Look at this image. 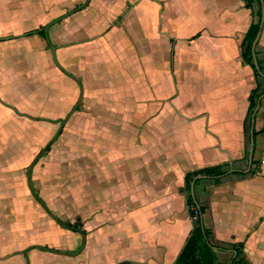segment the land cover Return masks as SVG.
<instances>
[{
  "label": "crops",
  "instance_id": "crops-1",
  "mask_svg": "<svg viewBox=\"0 0 264 264\" xmlns=\"http://www.w3.org/2000/svg\"><path fill=\"white\" fill-rule=\"evenodd\" d=\"M85 2L0 0V27H25L16 35L0 36V44L36 34L39 37L25 41L29 50L37 48L42 55H30L33 64L30 68L26 66L27 56L24 62L15 59L13 64L25 65L20 74L11 72L9 67H0V90L6 97L3 99L0 94V264H10V258L21 252L11 253L12 230L29 225L48 233L56 224L71 229L66 222L81 225L75 231L84 234L83 253H97L94 258L98 256L102 264L124 260L172 264L193 228L182 193L185 173L222 163H227L229 170L221 183L202 177L197 185L200 200L208 206L203 215L204 224L212 230L213 241L221 245L216 264H233L236 252L232 245L238 243H243L244 264H264V95L259 99L260 107L255 115L257 134L252 161L256 163L253 165L249 164L250 148L246 150L245 145L246 138L250 145V134L244 135L249 103L245 100L238 103L233 95L234 98L229 96L239 84L233 65L237 71L250 72V66L241 57V44L251 23L258 20L259 4L252 0H89L81 7ZM80 9L76 29H85L89 37L78 40L71 33L72 24H65L56 30L54 46L45 31L39 33L57 16ZM90 9L104 11V19L97 21L101 28L109 26L107 33L95 31V19L88 18L86 12ZM20 20L30 24L21 25ZM65 34L68 40L63 39ZM126 42L131 43L133 50L130 56L133 72H128L126 84L118 79L113 68L103 69L99 82L94 84L93 71L97 69L73 62L76 56H91L96 62L106 56L108 62L118 65ZM139 42L146 66L139 61ZM257 50L261 55L264 53V26ZM57 52L63 60H72L67 66L75 73L62 69ZM171 58L174 63L170 73L166 68ZM207 60H213L211 66ZM163 69L170 75H175V71L186 74L179 87L189 90L200 85L203 75L230 77L215 90L217 109L187 114L177 99H173L180 91L176 95L170 93L174 91L170 84L168 90L162 85ZM61 73L69 75L75 84L66 96L73 98V103L69 105L64 100L60 106L64 104L63 109L73 106L79 95L75 107L65 115L52 107V100L62 97L58 75ZM79 73L88 89L85 92L83 88L82 97L76 75ZM9 77H14L10 83ZM14 81L22 85L20 93L8 87ZM251 89L248 88L246 96ZM162 91L169 92L167 97L154 94ZM87 97L91 101L89 106L98 107L99 115L95 117L89 108L83 111L80 122L78 114ZM168 103H173L174 108ZM165 109L171 110L172 116L178 114L186 120L206 115L207 121L213 123L205 133L190 132L184 141H175L179 147L176 150L170 147V136L166 137L169 131L162 128L166 122ZM46 128L48 133L44 131ZM72 128L81 130V150L75 151L76 139L72 147L55 150L53 156V143L66 133L74 136ZM43 136L49 140L37 146L36 140L41 141ZM251 168L256 173H249ZM44 175L49 180L44 181ZM33 178L39 189L34 188ZM92 181L101 189L99 211L105 215L97 217L94 223L92 218L98 210L87 216L84 197L87 184ZM45 183L54 195L50 203L81 202L84 214L71 212L75 218L66 219L69 213L66 203L61 216L57 215L49 202L39 196ZM39 248L69 254L55 246Z\"/></svg>",
  "mask_w": 264,
  "mask_h": 264
},
{
  "label": "rangeland",
  "instance_id": "rangeland-1",
  "mask_svg": "<svg viewBox=\"0 0 264 264\" xmlns=\"http://www.w3.org/2000/svg\"><path fill=\"white\" fill-rule=\"evenodd\" d=\"M86 1V0H85ZM54 7V6H53ZM61 8V6H60ZM88 8V7H87ZM54 9V8H53ZM52 9V10H53ZM70 11V10H69ZM56 11H54L55 13ZM68 12V11H67ZM88 14V18L89 17H94L92 18L95 19V23H94V29L97 33H99L101 30L102 31H106V33L108 32V27H103L98 24L99 19H104V11L102 10H96L94 11V9H90L89 11H86ZM53 13V14H54ZM82 13V10H78L76 12H74L73 14L67 16L66 18H64L61 21H57L55 23H53L49 29H48V39L50 40V42L52 43V45H56L57 43V38H56V30L58 29H62V25H67V24H72L71 25V29H72V35H74L76 38H78V40L80 39H84L89 37V33L85 30V29H81L80 31H78L76 29V26H78V22L76 21L77 17H79V15ZM63 14H66L63 13ZM61 14V15H63ZM57 15V14H55ZM54 15V17H56ZM60 15V16H61ZM59 16H57L56 18H58ZM55 19V18H53ZM22 21V20H20ZM52 21V20H50ZM21 25H29V22L26 21H22L20 22ZM48 23V22H47ZM82 23H84V21H82ZM65 28V27H64ZM21 29H25L24 28H13L11 29L10 25L9 27L4 26V27H0V35L1 37L3 36H8V35H16L17 31H20ZM77 30V31H76ZM78 32V33H76ZM70 33V34H71ZM76 33V34H74ZM110 33V32H109ZM68 34V33H67ZM33 37H39L38 35H30L27 37H20L19 39H11V40H6L5 43H3L4 45L0 44V67H9L10 70H12L11 72L20 74L22 67H24L25 65H16L13 64L12 62L17 59L18 62H24V57L27 56L26 58V66L28 68L32 67L33 64L31 63V57L30 55H35V56H40L41 53L37 48H31L32 50H29V46L26 44L27 41H25V39L30 40ZM22 38V39H21ZM127 40L129 39L128 37H126ZM63 39L68 40L69 38L66 37V34L63 35ZM46 40V38H45ZM134 45L135 48V44ZM137 50H138V54H139V61L142 62L143 65L146 66V58L142 59V56L144 53V51L142 50V44L139 42L137 43ZM131 51L132 50V46L131 43L126 42L124 45L123 50L121 51L122 55V59L119 58V63L118 65L115 64H111L110 62H108L107 58H104L106 56L102 57V60L100 62H96L93 60V58H91V56L89 58H81L79 56L73 57V62L79 64L80 62L84 63L86 65L87 69H97V71H93V76L95 77L94 79V84L98 83L101 77V73L104 72L103 69H108V70H112V68L114 69V72H116V74H118V79L122 80V82L124 81V83L126 84L128 81V72H133L131 69H133V67L130 65V56H131ZM136 52V50H135ZM21 56V57H19ZM42 56V55H41ZM56 57L58 62L60 63V66L62 67V69L67 70L68 72L72 73L74 72L73 69L69 68L67 65L72 63L71 61H65L61 58L60 53H56ZM117 57V56H116ZM116 59V58H115ZM41 60V58H40ZM216 61V60H215ZM207 62L211 63L210 66L213 63V60H207ZM3 63V64H1ZM110 63V65H109ZM173 60L171 58L170 60V65L166 68L167 71H169L171 73L172 68H173ZM233 65V64H232ZM234 72H235V78H238V83L236 86V89L233 90V93L231 95H229L230 97L233 95L236 101H238V103L243 102L244 100L248 102V97L250 95V93H248L249 95L246 96L245 94L247 93L246 91L248 90L249 87H252V89L256 86V77L253 73L252 68L250 67V72L248 74V71H245L242 69H240L239 71L236 70V65L234 64ZM232 66V67H233ZM164 70V69H163ZM164 70L163 72V82L162 85L164 86L165 89L168 88V84H170V86L173 88L174 91H171L170 93L174 92L176 95L178 93V91H180V95L175 96V98L173 97V99H177L176 102L178 104H180L181 107H183L182 109H184V111H186L187 114H193L197 111H201L203 109L206 110H212L214 111L216 108V99H217V94L218 92L215 91L218 87V85L221 82H225L227 81L226 79H228L230 76L224 74V76H218L217 74H212L210 76L207 75H203L200 78L202 79L200 81V85L197 84L196 86L199 85V89H196V86L193 85V88L191 90H189L188 88H184L181 89V87H179V83L183 82L182 78H186V74L181 75L179 73V71H175V75L174 74H168V72ZM75 73V72H74ZM16 74V76H17ZM76 74L77 78H79V80L81 82L84 83V89L85 92H87V83L84 81V78L82 77V75ZM11 75V73L9 74ZM60 76L61 82H62V89H61V99L57 100V99H53L52 100V107L54 108V111H58V114H62L65 115L68 112L70 113L73 109V107H75L76 103L79 101V95L76 98V101L74 103L73 106H69L66 109H63V105L60 106L61 101L64 102H68L69 105L71 103H73L74 99L71 97H66L68 94H70V92L73 90V85L75 84V81L67 74L61 73L58 74ZM75 75V74H74ZM201 75V74H200ZM130 76V75H129ZM223 78V79H222ZM9 79V83L14 79V77H9L7 78ZM24 81L25 79L22 78ZM87 79V76H86ZM182 81V82H181ZM20 82L22 83V81L20 80ZM119 82V83H122ZM178 83V85H177ZM185 83V80H184ZM18 81H14L12 82L8 87H10V89H17L18 92L20 93V87L18 86ZM23 84V83H22ZM18 86V87H17ZM93 84H91L90 87H92ZM203 86V87H202ZM204 88V89H203ZM203 89V90H202ZM251 89V90H252ZM168 90V89H167ZM251 90H249V92H251ZM7 91V90H6ZM245 91V92H244ZM60 92V91H59ZM4 92H2L0 90V94L3 95V99L6 98L4 97ZM154 94L156 95V97H160V98H164L167 97V95L169 94L168 91H162V93L159 92H154ZM90 99L89 97H87V100L82 103V106L80 107L81 112L78 114V119L80 122H82V116H83V111L87 110L89 111L91 108V112L93 113V115L95 117H97L99 115V111H98V107L97 106H89L90 103ZM161 103L164 101H160ZM168 102V101H167ZM68 103H66V106H68ZM249 103V102H248ZM59 104V105H57ZM175 105V104H174ZM168 106H171L172 109L173 107V103L169 104ZM43 111V110H41ZM68 113V114H69ZM102 113V112H101ZM171 110L165 109L164 110V120L166 121L165 123L162 124V128L164 129V132L169 131V134H166V137L170 136V139L172 140V143L170 144V147L173 149L178 150V144L176 143L178 142H182L184 141L185 136H189L190 132H199L200 130H202L204 133L207 132V129H209V126L212 125V121L210 120V123L207 121V116L206 115H202L196 119L193 120H186L184 117L180 116V115H171ZM96 120H99V118H96ZM168 121V122H167ZM201 121V122H200ZM94 123H95V119H94ZM81 124V123H80ZM200 124L202 125V127L199 129ZM74 126H77L76 124H72ZM81 126V125H80ZM73 127V126H72ZM211 129V128H210ZM72 130L74 131V136H70L69 133H66V136L64 138H60L58 140H56L53 145L51 146L52 148V155H55V150L59 151V150H66L67 147H72L74 145V141L77 139V143L75 144L76 150L77 152H79L81 150V146H82V141H81V130L80 129H76V128H72ZM44 131L46 133H48L49 129L46 128L44 129ZM189 132V133H188ZM248 132H244L245 137H247L249 134H247ZM188 134V135H187ZM47 140H49V137H45L43 136L41 141L36 140V145L37 146H42L43 144H45L47 142ZM176 141V142H175ZM245 145H246V150H249L250 145H249V141L245 140ZM175 153V150H174ZM65 157V156H64ZM93 173V171H92ZM42 178H44V181L49 180V176L44 175ZM32 184L34 186V188H38L39 189V183L35 180V178L32 179ZM44 189V191H43ZM43 189L41 190V192L39 193V196L44 200H46L47 202H49V200H51L50 197H54L52 192V189H50L48 187V185L45 183L43 184ZM21 190V189H20ZM23 190V189H22ZM81 193L80 196L83 195L82 193V186L80 188ZM100 190L99 187L96 185L95 181H92L91 184H87V187L85 189V196L86 197V210L85 213H87V216L91 213L92 216L94 215V211L98 212L96 213V215L93 216L92 218V223H94V221L97 219H99L100 216H102V218L105 216L104 214H102L104 211H102V213H100L99 211V205L100 207H102V205L100 204ZM39 192V191H38ZM25 194L26 193H22ZM50 198V199H49ZM81 198V197H80ZM20 200H26L25 198H20ZM82 200V198H81ZM90 200L92 202H90ZM90 202V203H89ZM66 203H69L66 200ZM66 203H56V202H49V206L51 208H53L56 211V214L61 216L60 214H62V207H64L66 205ZM64 205V206H63ZM68 208H69V213L67 214L68 216L65 217L67 218H72L73 219V214L74 212H80L82 214H84V209H83V204L81 202L79 203H69L68 204ZM19 212V211H18ZM72 212V213H71ZM20 213V212H19ZM16 217L18 219H21V217L19 216V214H16ZM6 218V216H5ZM75 218V216H74ZM2 219L0 218V221ZM58 227V228H57ZM84 234L82 231H75V229H66L61 227L60 225H55L54 227H52L51 231H49L48 233L43 232V230H41L38 227H33V226H23L21 228H18L16 230H12L10 232V238H9V248L11 250V253L15 252V251H21L20 253L16 254L15 256L10 258V264H102L101 261L99 260L98 256H96V258H94L95 255H97V253H93V251L91 252H86L83 253L82 248L84 246ZM49 246H55V247H59V248H63L65 249L64 251L66 253L69 254H65L64 252H62L61 254L58 253H53V252H49V251H45V250H41L39 247H48ZM64 253V254H63ZM93 256V257H92Z\"/></svg>",
  "mask_w": 264,
  "mask_h": 264
},
{
  "label": "trees",
  "instance_id": "trees-1",
  "mask_svg": "<svg viewBox=\"0 0 264 264\" xmlns=\"http://www.w3.org/2000/svg\"><path fill=\"white\" fill-rule=\"evenodd\" d=\"M252 1H256L259 4V10L257 12L258 20L251 23L241 44V57L243 62L245 65H249L252 68L256 77V86L251 90L248 97V110L244 120V129L248 132V134H250L253 112L259 103L260 97L264 94V76L261 75L259 70L256 68L253 59V42L260 29L262 8L260 0ZM39 33L44 34V30H40ZM257 47L258 43L256 46V54L258 56L260 70L264 72V53L261 55L260 51L257 50ZM256 134L257 131L254 130V137ZM255 163V160H253L252 165ZM228 170V164L222 163L214 166L202 167L196 170H190L185 173L182 193L186 198L188 212L193 221V228L179 255L172 264H216L218 260L217 251L221 249V245L213 241L212 230L207 228L204 224L203 215L206 213L208 206L200 200L197 193V185L201 181V178L195 181L194 186H192V181L195 177L202 175L207 178H212L215 184H219L223 181ZM249 173L253 174L256 173V171L251 168ZM192 205L194 206V209H191ZM65 225L74 229L81 228V225L78 222H66ZM242 246L243 243L232 245L234 251L236 252L235 257L232 260L233 264H244L245 257L242 252ZM116 264L146 263L124 260Z\"/></svg>",
  "mask_w": 264,
  "mask_h": 264
},
{
  "label": "water",
  "instance_id": "water-1",
  "mask_svg": "<svg viewBox=\"0 0 264 264\" xmlns=\"http://www.w3.org/2000/svg\"><path fill=\"white\" fill-rule=\"evenodd\" d=\"M89 2V0H87V2H85L84 4H82L81 7H84L85 5H87ZM261 2V8H262V17H261V23H260V29H259V32L253 42V59H254V63H255V66L256 68L259 70L260 74L264 76V72L260 70V66H259V63H258V56L256 54V46H257V43L260 39V36H261V33H262V29H263V26H264V0H260ZM72 11L68 12L67 14H65L64 16H61L59 18H56L55 20H53L52 22L48 23L45 27H44V31H45V34H46V38L48 39V29H49V26L53 23V22H56L58 20H61L63 19L64 17H66L67 15L71 14ZM78 81V79H76ZM79 82V85L81 86V97L83 95V87H82V84ZM264 95V94H263ZM262 95V96H263ZM261 96V97H262ZM260 97V99H261ZM260 107V103H258L257 107L255 108L254 112H253V115H252V120H251V127H250V153H249V164L251 165L252 163V156H253V150H254V124H255V115L258 111ZM63 123H65L66 121L63 120L62 121ZM45 150V149H44ZM202 177H205V176H202V175H199L197 177L194 178V180L192 181V186H194V183L197 179L199 178H202ZM194 189V187H193Z\"/></svg>",
  "mask_w": 264,
  "mask_h": 264
},
{
  "label": "built area",
  "instance_id": "built-area-1",
  "mask_svg": "<svg viewBox=\"0 0 264 264\" xmlns=\"http://www.w3.org/2000/svg\"><path fill=\"white\" fill-rule=\"evenodd\" d=\"M191 209H194V206L193 205L191 206Z\"/></svg>",
  "mask_w": 264,
  "mask_h": 264
}]
</instances>
